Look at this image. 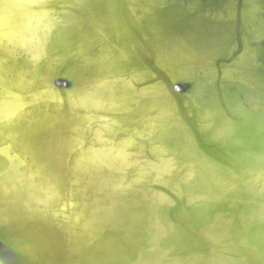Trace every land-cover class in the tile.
<instances>
[{
  "label": "water",
  "instance_id": "water-1",
  "mask_svg": "<svg viewBox=\"0 0 264 264\" xmlns=\"http://www.w3.org/2000/svg\"><path fill=\"white\" fill-rule=\"evenodd\" d=\"M0 264H264V0H0Z\"/></svg>",
  "mask_w": 264,
  "mask_h": 264
}]
</instances>
